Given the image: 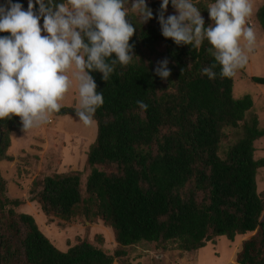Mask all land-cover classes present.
Instances as JSON below:
<instances>
[{
	"label": "trees",
	"instance_id": "obj_1",
	"mask_svg": "<svg viewBox=\"0 0 264 264\" xmlns=\"http://www.w3.org/2000/svg\"><path fill=\"white\" fill-rule=\"evenodd\" d=\"M146 2L151 20L134 26L127 18L135 28L132 62L117 65L107 82L102 73L90 72L104 103L93 117L97 136L84 172L42 170L30 191L32 205L50 224L65 229L80 220L102 226L114 235L115 252L103 247L100 235L98 245L84 238L68 242L65 251L57 248L39 220L22 210L31 212L28 200L6 195L8 182L0 169V264H117L142 243L155 245L159 253L198 254L217 239L235 243L251 234L237 263L264 264V193L257 181L264 159L254 158L264 130L252 96L235 98V77H222L219 65L214 79L203 75V68L215 63L208 41L194 48L164 38L157 18L162 1ZM214 2L195 3L205 27L211 24L207 6ZM12 3L28 9V0ZM261 5L256 17L264 33ZM164 58L171 70L167 81L154 71ZM252 81L264 86L262 77ZM16 132H23L19 117L0 120V166L15 160L7 153ZM32 157L22 162L29 165Z\"/></svg>",
	"mask_w": 264,
	"mask_h": 264
},
{
	"label": "clouds",
	"instance_id": "obj_2",
	"mask_svg": "<svg viewBox=\"0 0 264 264\" xmlns=\"http://www.w3.org/2000/svg\"><path fill=\"white\" fill-rule=\"evenodd\" d=\"M125 3L28 0L27 11L12 0L0 5V33H9L0 36V120L19 117L25 133L50 125L54 114H65L60 111L62 102L74 88L76 117L91 126L104 97L90 72L102 73L107 82L117 65L126 67L135 55L134 45L129 43L135 28L127 19ZM171 5L177 14L167 18L169 0L160 5L157 18L161 34L178 46L199 48L207 40V52L215 63L203 68V75L214 79L219 65V74L230 78L245 67L257 45L256 31L248 24L254 0H215L207 6L211 19L207 27L192 0H171ZM131 11L142 23L153 18L146 0H132ZM168 64L164 58L157 61L154 70L164 81L171 75ZM136 103L142 110L148 107L143 101Z\"/></svg>",
	"mask_w": 264,
	"mask_h": 264
},
{
	"label": "rangeland",
	"instance_id": "obj_3",
	"mask_svg": "<svg viewBox=\"0 0 264 264\" xmlns=\"http://www.w3.org/2000/svg\"><path fill=\"white\" fill-rule=\"evenodd\" d=\"M198 1L200 0H192L194 4ZM263 2L264 0H254V11L248 24L256 31L257 45L254 51L249 54V60L245 67L239 69L234 75V95L235 98L243 97L246 94L252 96L255 103L254 113L257 114L260 127L264 130V86L256 85L252 81L254 77L264 78V33L260 27L261 23L256 17V12L261 8ZM131 4L132 1L126 4L127 18L135 21L134 26H138L141 18L131 11ZM146 4L148 5L147 2ZM173 14L177 13L171 5V0H169L166 17ZM40 25L42 27L43 24ZM62 103L64 107L60 111H64L65 114H54L51 118L53 123L50 125L45 124L27 133L16 132L12 134V146L7 154L15 160L3 161L0 166L1 176L8 182L6 195L11 199L28 200V207L31 212H27L26 207L22 210L39 220L43 232L62 251L69 248L68 242L75 245L79 239L84 238L98 245L97 241L100 235L105 240L103 247L114 253L117 247L114 235L102 226H91L88 222L84 224L79 220L73 226L62 229L58 227L57 223L50 224L47 218L38 214L31 203V187L40 171L59 169L58 171L62 173L73 168L74 171L84 172L87 161L86 153L96 140L97 124L94 122L91 126H85L75 114L71 113V109L75 110L76 106L74 88L66 94ZM35 146L44 148V151L40 152ZM226 146L225 144L224 148ZM255 148V160L264 159V138L256 141ZM63 153L62 161L60 157ZM28 154L33 157L31 162L28 161L30 164L26 165L22 161L26 160ZM51 165L55 168L50 167ZM257 181L258 192L264 193V169L259 170ZM253 236L254 234L244 238L239 237L235 243L220 238L215 244H209L208 248L201 250L198 254H183L176 250L159 253L155 249V245L142 243L139 247L128 249V255L117 264H238V255L242 250L243 242Z\"/></svg>",
	"mask_w": 264,
	"mask_h": 264
},
{
	"label": "bare ground",
	"instance_id": "obj_4",
	"mask_svg": "<svg viewBox=\"0 0 264 264\" xmlns=\"http://www.w3.org/2000/svg\"><path fill=\"white\" fill-rule=\"evenodd\" d=\"M108 229V228H107ZM46 234V233H45ZM147 247V246H146ZM150 248V247H149ZM150 250V249H149ZM140 254V253H139ZM144 255V254H143ZM182 257V256H181ZM237 261V260H236Z\"/></svg>",
	"mask_w": 264,
	"mask_h": 264
},
{
	"label": "water",
	"instance_id": "obj_5",
	"mask_svg": "<svg viewBox=\"0 0 264 264\" xmlns=\"http://www.w3.org/2000/svg\"><path fill=\"white\" fill-rule=\"evenodd\" d=\"M23 10H24V8H23Z\"/></svg>",
	"mask_w": 264,
	"mask_h": 264
}]
</instances>
